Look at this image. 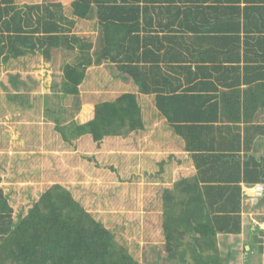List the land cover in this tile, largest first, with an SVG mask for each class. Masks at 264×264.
Wrapping results in <instances>:
<instances>
[{
	"label": "trees",
	"instance_id": "obj_1",
	"mask_svg": "<svg viewBox=\"0 0 264 264\" xmlns=\"http://www.w3.org/2000/svg\"><path fill=\"white\" fill-rule=\"evenodd\" d=\"M90 19L97 32L85 39L79 24ZM37 56L68 60L59 92L71 102V120L46 125L66 149L84 138L100 147L105 138L142 128L138 94L152 96L163 130L192 153L196 168L186 197L165 191V259L220 264L216 235L241 230L240 183H264V165L246 147L249 132L264 128L252 124L264 109V0H0V70L15 88L7 96L12 113L32 105L19 90L23 73L13 71L19 62L31 71ZM103 63L116 66L115 77L131 82L133 92L106 98L90 92L82 101L79 85L86 78L98 88ZM90 66L96 68L89 76ZM92 102L91 113L76 121L82 104ZM6 113L0 107V117ZM19 127L31 149L40 126ZM7 136L0 132V147ZM7 159L0 154V170ZM1 176L0 264H142L64 185L53 184L29 207H14L18 199Z\"/></svg>",
	"mask_w": 264,
	"mask_h": 264
},
{
	"label": "rangeland",
	"instance_id": "obj_2",
	"mask_svg": "<svg viewBox=\"0 0 264 264\" xmlns=\"http://www.w3.org/2000/svg\"><path fill=\"white\" fill-rule=\"evenodd\" d=\"M94 26L92 22L79 24L84 34L83 38L88 39L97 32ZM29 61L31 71L25 70L27 68L20 62L16 66L18 69L13 71L16 73L19 70L23 73L24 85L19 90L30 95L29 100L32 105L28 111L11 112L7 96L14 93L15 88L5 69L0 70V105H2L0 107L7 111L6 115L0 117V132L8 135L10 156L15 157L24 149L17 148L19 135V138H25L21 130H17L18 126L24 124L28 127L35 124L40 126L41 131L34 130L35 137L33 136L32 142L37 156L41 157V162L37 160L27 166L29 163L24 161L22 155L14 166L9 161L7 167L0 171L1 185L11 188L12 195L18 199L14 207L18 204L31 206L33 201L39 199L42 192L53 184L60 183L70 189L75 199L80 201L95 218L101 220L108 228L114 229L118 243L125 241L142 264H171L170 260L165 259L167 253L161 233L160 203L152 200L149 205L140 190L139 182H142L144 175L140 177L143 173L140 171L139 155L134 153L136 155L134 158H124L126 144L117 140H111L109 143L101 142L103 151L88 139L74 146V149H66L62 144H55L51 131H47L51 129H46V125H54L57 118L63 122L71 120L70 116L74 110L71 102L67 103L68 98L59 92L68 60L58 56L56 62H48L42 56H37ZM95 68L90 66L86 73L90 76V72ZM98 68L103 70L101 71L103 77L97 83L98 88L94 87V82L86 78L79 85L82 101L90 95V92L97 96L103 95L104 98L108 95L114 97L123 91L133 92L131 82L115 77V74L119 73L116 66L103 63ZM2 83L9 84L3 86ZM19 100L24 99L19 97ZM93 105L94 102L82 104L81 112L74 119H83L82 112L91 113ZM12 145L14 146L12 149L15 150L11 149ZM117 149L119 151H116ZM9 164L12 166L9 167ZM150 170L154 171V169ZM129 179L131 183L122 182ZM18 216L19 214H16L15 219Z\"/></svg>",
	"mask_w": 264,
	"mask_h": 264
},
{
	"label": "crops",
	"instance_id": "obj_3",
	"mask_svg": "<svg viewBox=\"0 0 264 264\" xmlns=\"http://www.w3.org/2000/svg\"><path fill=\"white\" fill-rule=\"evenodd\" d=\"M82 22L96 24V20L94 19L83 20ZM186 85L190 86L191 84L184 83L182 86L184 87ZM138 96L142 118L144 120L143 127L131 131L123 137L115 136L105 138L102 142L109 143L111 140L124 142L126 144V150L123 157L126 159L134 158L136 156L134 153L139 155L140 171L143 173L140 174V177L142 178V175H144V179L147 180L143 179L142 182H139L140 190L149 205H151L152 200L159 201V208L162 210L161 215L163 217L165 210V191H170L176 200L186 197L188 194L184 193L183 190L186 187L185 190L187 191L188 181L193 180V177L196 175V168L192 159V153L185 151L182 142L171 132H165L163 130L164 120L156 113L152 96L141 93ZM89 114L90 112L83 111L81 115L83 119L77 118L76 121L80 120L82 122ZM257 114L252 124L264 127V109L258 110ZM245 127V124H240L241 145H243V139L246 135ZM19 128L18 126V131L20 130ZM253 133V130L249 132V138L253 137L250 140L249 146H246L248 147L247 153L248 156H252L255 161L260 162L263 166L264 128L261 129V134L260 131L257 132L258 134L256 136ZM19 137V145L17 148H24L23 152H20L21 154L17 153L15 157L10 156L8 152V149H10L9 143L0 147V154L8 156L6 162L9 163L11 161L14 166L17 161L19 162V158L22 155L24 156V161H28L29 163L27 166L34 164L37 160L41 162V157L37 156L34 145L29 149L24 140L25 138L22 136V138ZM12 148H14L13 145ZM99 148L100 151L104 150L101 146ZM116 151H119V149ZM240 155L242 158L241 162L243 163L244 157H246L245 153L242 151ZM7 163L4 164V168L7 167ZM11 166L9 164V167ZM241 167H243V164ZM150 169H154V171L152 172ZM34 172L37 173L36 171ZM185 180L187 183H180L179 187L176 186L177 183ZM122 182L131 183L132 181L129 179L122 180ZM258 186H261V195L256 194ZM240 187L241 230L237 234L218 233L215 238L217 250L213 251V253L218 256L220 264H264V205L261 202L264 197V183L260 182L250 185L242 182L240 183Z\"/></svg>",
	"mask_w": 264,
	"mask_h": 264
},
{
	"label": "built area",
	"instance_id": "obj_4",
	"mask_svg": "<svg viewBox=\"0 0 264 264\" xmlns=\"http://www.w3.org/2000/svg\"><path fill=\"white\" fill-rule=\"evenodd\" d=\"M261 193H262L261 186H258L257 191H256V194L257 195H261Z\"/></svg>",
	"mask_w": 264,
	"mask_h": 264
}]
</instances>
